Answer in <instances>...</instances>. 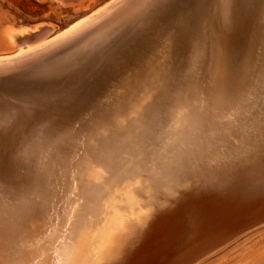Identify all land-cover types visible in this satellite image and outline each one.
Wrapping results in <instances>:
<instances>
[{"label":"bare ground","instance_id":"6f19581e","mask_svg":"<svg viewBox=\"0 0 264 264\" xmlns=\"http://www.w3.org/2000/svg\"><path fill=\"white\" fill-rule=\"evenodd\" d=\"M142 4L0 29V264H191L264 202V0L238 50L223 0Z\"/></svg>","mask_w":264,"mask_h":264},{"label":"rangeland","instance_id":"374dc122","mask_svg":"<svg viewBox=\"0 0 264 264\" xmlns=\"http://www.w3.org/2000/svg\"><path fill=\"white\" fill-rule=\"evenodd\" d=\"M108 1L110 0H80L79 2H76L75 5L70 3L72 5L71 6L69 4L59 5V3L55 0L53 1L52 0H0V29L7 24L16 27L17 26L30 27L42 23L43 25H45V28L47 30L46 37H52L57 31L62 30L63 28H65L67 25L77 20L78 18H81L91 13L92 11L99 8L103 4L107 3ZM243 1L231 0L232 5L234 4L233 11L236 8V10L234 11V20L238 17L236 20L238 24L237 27L239 29L241 28L244 29V30L241 29V31L238 32L239 35V36L237 35L238 39L235 40L234 45L235 46L237 45V47H235V49L237 48V50L241 45L240 43H242L246 39V37L249 38L250 30L248 29H251L250 27L252 26L251 18L253 14L252 11L254 8L253 5L256 6L258 2V0L256 1L245 0L244 1L245 3ZM253 1L254 3L255 2L256 3L254 4ZM250 6H252V8ZM235 12L238 14V15L236 14L237 16H235ZM245 23H247V25H245ZM2 39L3 38H0V40ZM0 42H1L0 53L7 51L9 52L12 50L9 49L7 45H5V41H0ZM89 83L87 84L88 86L85 85V87H82L81 89V93L84 96L85 95L87 96L88 93H90L93 89L92 88L93 83L92 84ZM254 207L255 209L251 213L248 211L246 212L248 214L237 215L236 217H234L237 220L234 219L227 225L225 223L226 228L225 226H223V230H222L223 233L221 234L223 235L221 237L222 239L225 237V239L222 240L224 242L219 246H217L215 249L211 250L210 252L202 255L200 258H198V260L192 262L191 264H262L264 263V221H263L264 208H262L264 207V202L261 203L258 202ZM231 208L232 209L235 208L237 210L245 209V208H241L240 205H236V207H231ZM256 209H258V211ZM256 214L257 216H255ZM259 214H263V215L261 216ZM242 218L244 219V222ZM247 218L249 221L247 220ZM232 226L233 228L230 229V227ZM237 230L239 232H237ZM230 232H233L234 234ZM226 234L230 235V237L225 236Z\"/></svg>","mask_w":264,"mask_h":264},{"label":"snow or ice","instance_id":"6c2138e0","mask_svg":"<svg viewBox=\"0 0 264 264\" xmlns=\"http://www.w3.org/2000/svg\"><path fill=\"white\" fill-rule=\"evenodd\" d=\"M177 4L184 3V0H176ZM224 7H225V18L228 23H232L234 19V11H233V5L231 0H223ZM168 7L167 0H143L142 8L144 10V14L147 18H151L153 15L165 10ZM71 67H57L54 68V72H64V71H70ZM228 87L227 85L223 86L220 89L219 93V99L223 102L228 98ZM261 158L264 160V118L261 120ZM245 174L243 170H240L236 173L235 179L238 182H244L245 180Z\"/></svg>","mask_w":264,"mask_h":264}]
</instances>
